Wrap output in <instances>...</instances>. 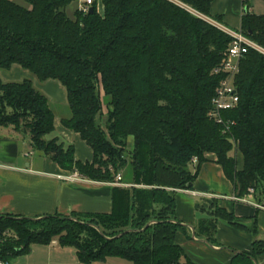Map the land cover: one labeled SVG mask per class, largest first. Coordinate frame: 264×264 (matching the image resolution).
<instances>
[{
    "label": "trees",
    "instance_id": "16d2710c",
    "mask_svg": "<svg viewBox=\"0 0 264 264\" xmlns=\"http://www.w3.org/2000/svg\"><path fill=\"white\" fill-rule=\"evenodd\" d=\"M213 1L96 0L94 13L81 16L67 14L73 0H0V70L17 65L40 82H59L70 113L61 123L92 150L93 160L77 161L73 145L55 136L54 112L29 80L0 81V128L27 137L34 152L64 171L97 183H114L120 174L131 185L109 215L0 216V260L57 240L75 250L80 264L108 258L195 264L175 243L185 229L175 219V192L192 189L206 156H214L236 199L250 189L264 193V55L249 49L240 61L239 103L222 115L229 124L224 133L208 113L221 78L214 70L231 37L211 17ZM243 5L239 30L264 50V15ZM210 203L213 221L200 224L208 242L218 220L244 228ZM260 256L264 236L252 241L251 253L234 252L230 264H256Z\"/></svg>",
    "mask_w": 264,
    "mask_h": 264
},
{
    "label": "crops",
    "instance_id": "0c3cea01",
    "mask_svg": "<svg viewBox=\"0 0 264 264\" xmlns=\"http://www.w3.org/2000/svg\"><path fill=\"white\" fill-rule=\"evenodd\" d=\"M264 1V0H262ZM261 0H247L249 12L264 15ZM264 3V2H263ZM244 13L241 0H214L210 15L219 18L226 29L237 30ZM29 80L51 105L61 108L54 113V134L66 145H73L74 157L81 163H91L92 150L79 135L65 129L61 123L69 118L67 96L64 87L57 81L40 82L28 71L17 65L9 70H0L2 83H20ZM100 88V96L103 91ZM52 108V107H51ZM53 110V109H52ZM54 112V111H53ZM198 168L191 190L175 192V219L184 230L175 236V243L195 264H230L234 252L251 253V243L264 236V212L254 205L262 204L264 193L256 190L246 196L245 202L235 197L232 183L226 179L213 155H208ZM237 170L243 167L241 155L236 157ZM74 173L64 171L57 164L31 149L29 139L11 128H0V216L37 219L46 216H102L109 215L114 199H121L122 190L131 185L121 183H97L85 178L68 179ZM216 202L219 208L234 214L243 229L217 221L212 234L213 244L204 237L201 223L213 221L209 203ZM207 242V243H206ZM51 249L57 251L54 240ZM264 264V256L256 260Z\"/></svg>",
    "mask_w": 264,
    "mask_h": 264
},
{
    "label": "built area",
    "instance_id": "2783aa9c",
    "mask_svg": "<svg viewBox=\"0 0 264 264\" xmlns=\"http://www.w3.org/2000/svg\"><path fill=\"white\" fill-rule=\"evenodd\" d=\"M95 1L96 0H73L72 4H74L75 11L78 14L81 16H86L89 15L90 9H94ZM241 1L242 3L247 2V0ZM223 30L231 37V42L224 55L221 67L214 70V74L221 76V78L211 99L210 112L208 113V116L214 123L222 126L223 132L226 133L229 131V124L223 121L222 115L234 110L239 103V97L234 80L239 72L240 61L243 59L244 55L249 49H253L262 55H264V50L258 48L256 44L247 39L239 29L230 30L223 28ZM196 163L197 159L194 158L192 160V164L195 165ZM76 178H81V176L77 173H74L68 177V179L72 180ZM121 178V175L117 174L114 178V184L120 185ZM254 193V189H250L248 191V195H253ZM239 201L245 202V199H240ZM254 206L259 211L264 212V201L262 204H255ZM0 264H10V262L0 260Z\"/></svg>",
    "mask_w": 264,
    "mask_h": 264
},
{
    "label": "rangeland",
    "instance_id": "374dc122",
    "mask_svg": "<svg viewBox=\"0 0 264 264\" xmlns=\"http://www.w3.org/2000/svg\"><path fill=\"white\" fill-rule=\"evenodd\" d=\"M17 3H21L22 0H15ZM262 1V0H261ZM264 1H262V4ZM75 10L74 4H71L67 8V14L71 15ZM97 10L102 12V6L97 5ZM54 113H62L61 108L55 105H51ZM107 109L103 106V115L105 116ZM104 121V118H103ZM131 144V140L129 141ZM125 177H128V173H125ZM213 202V201H212ZM214 203V202H213ZM208 207L212 208V204L209 203ZM57 242V240H55ZM58 244V242H57ZM59 247V245H58ZM61 248V247H60ZM10 264H80L76 257L75 250L72 248H63L57 251V249H51L50 245H33L30 252L27 255L12 258ZM90 264H131L129 261L119 258H108L104 262H94Z\"/></svg>",
    "mask_w": 264,
    "mask_h": 264
},
{
    "label": "water",
    "instance_id": "95a60500",
    "mask_svg": "<svg viewBox=\"0 0 264 264\" xmlns=\"http://www.w3.org/2000/svg\"><path fill=\"white\" fill-rule=\"evenodd\" d=\"M94 13V9L92 8V9H90V11H89V14H93ZM31 220H35V219H31ZM150 224H148L147 226H149ZM129 232V231H128ZM207 243V242H206ZM257 264V263H256Z\"/></svg>",
    "mask_w": 264,
    "mask_h": 264
}]
</instances>
